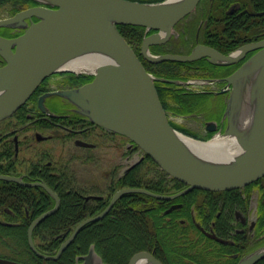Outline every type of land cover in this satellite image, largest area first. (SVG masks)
Wrapping results in <instances>:
<instances>
[{"label":"water","instance_id":"95a60500","mask_svg":"<svg viewBox=\"0 0 264 264\" xmlns=\"http://www.w3.org/2000/svg\"><path fill=\"white\" fill-rule=\"evenodd\" d=\"M35 1L42 4L0 19V27H14L17 21L24 22L33 16L39 18L17 37L0 35V56L6 62L0 67V122L13 115L47 76L75 71L67 67L72 59L90 52L97 53L101 60L86 68V72L94 75L90 82L56 93L73 103L79 113L93 123L128 137L163 171L187 186L172 195L140 187L119 189L102 213L80 222L55 255H46L36 248L33 229L58 210L59 196L44 183H26L18 176L0 174V180L27 186L41 185L55 199V206L34 219L28 230L29 246L38 256L47 260L57 259L87 223L103 218L125 194L143 193L170 200L193 188L229 190L264 176V39L247 43L227 55L206 44H197L189 54L155 55L151 53L150 46L167 42L175 25L192 12L200 0ZM120 24L145 27V33L154 30L143 38L141 46L142 55L152 63L165 60L191 62L205 57L213 64L229 65L247 52L259 49L226 78L232 85V91L224 113L228 118L224 135L232 137L233 143L235 141L232 154L217 156L216 159L207 153L202 154L196 144L211 140H197L171 125L154 81H175L154 76L144 68L118 31L117 25ZM43 99L40 103L42 109L53 115L44 106ZM249 109L253 116L247 129L241 123ZM208 129L215 130V123ZM79 144L85 145L83 142ZM210 236L222 243L228 242L214 234ZM89 256H92V251ZM262 258L264 247L244 256L238 264H255ZM0 263L23 264L3 258H0ZM145 263L163 264L147 251L136 253L129 261V264Z\"/></svg>","mask_w":264,"mask_h":264},{"label":"trees","instance_id":"16d2710c","mask_svg":"<svg viewBox=\"0 0 264 264\" xmlns=\"http://www.w3.org/2000/svg\"><path fill=\"white\" fill-rule=\"evenodd\" d=\"M2 1L4 0H0ZM210 1L211 6L206 15L209 20L208 27L202 30L200 36L202 42L227 54L241 43L239 40L242 39L240 36L244 33V28H252L250 33L252 37L264 28V14L257 15L264 11V0ZM237 4L236 11L228 13L231 7H236ZM117 28L138 53L144 36V27L118 25ZM195 29L194 27L193 32ZM181 45L186 48L188 43L183 41ZM178 47H180L178 43L169 42L154 45L151 50L154 53H181V48L177 49ZM189 51L188 49L185 53ZM141 60L147 71L168 79L204 76L214 67L205 60L194 62L166 60L158 63H150L143 58ZM155 86L162 107L178 114L193 112V108L198 106L196 103L199 104L207 97L206 93H187L185 92L187 89L171 82L156 81ZM17 116L21 122H25V115L21 109L16 113ZM172 125L190 133L184 127L174 123ZM0 130L5 131L4 127ZM3 131H0V174L21 175L20 160L15 146L8 141L10 135L3 134ZM39 166L45 169L44 174H48L45 175L47 176L45 182L60 198L57 212L45 218L33 233L37 248L46 254L55 253L64 238L70 235L80 221L105 209L111 195L119 188L142 187L155 192L171 193L182 187V183L170 177L147 156L144 161L111 180L106 189V192H109L108 197L88 201L85 200V196L92 192L79 183L75 170L71 169L69 163L57 169L39 159L30 164L29 174H37ZM247 186H255L261 190L260 209L264 224V177ZM238 198L240 196L235 200ZM155 200L154 197L143 193L125 194L104 218L86 225L62 256L58 260L50 261L49 264H74L79 255L87 253L90 249H93L105 264H128L135 253L153 249H156V256L164 258V254H168L170 259L179 264L237 263L238 258L229 256L236 251L230 245L218 243L210 249L201 250L200 232L195 224L190 221L187 226L182 225L175 218L166 223L162 217L163 208L155 204ZM54 206V197L40 186L28 187L13 181L0 180V257H9L25 264H44V260L29 247L28 227L32 220ZM163 236L168 237V241L157 240ZM165 261L167 264H173L166 259ZM255 264H264V258Z\"/></svg>","mask_w":264,"mask_h":264},{"label":"flooded vegetation","instance_id":"af4514ba","mask_svg":"<svg viewBox=\"0 0 264 264\" xmlns=\"http://www.w3.org/2000/svg\"><path fill=\"white\" fill-rule=\"evenodd\" d=\"M0 5H2L0 6V8L2 7L9 10L5 16L0 17V19H2L13 17L19 12L37 6L39 4L32 0H4L0 2ZM210 6V0H201L197 7L176 26L175 33L170 39V42L178 43L180 46L179 48H181L180 50L182 52H185L188 49L191 50L198 43H204L200 39V36L202 30L207 29L208 27L209 20L206 15ZM237 8L238 4L236 5V7L232 6L228 13H234L236 11L235 9ZM263 14L264 11L257 13V15L260 16ZM38 20L39 18L33 16L32 18L25 19L24 22L17 21L14 27H0V35L7 38L17 37L23 34L27 27H29L32 23L37 22ZM194 27L196 29L193 32ZM251 29L252 28L250 27L243 29L244 33H242V36H240L242 37V39L239 40L241 43L231 51H235L247 43L258 42L264 39V28H261V31L255 33L253 37L252 34L250 35ZM183 41L188 43V46L186 48L181 45ZM217 50L223 54H226L219 49ZM257 51L258 49L249 51L241 59L229 65H217L209 62L206 58L200 59L205 60L209 64L214 66L209 74L206 73V75L202 76L204 77V79H206V81L204 82L205 84H202L201 91L202 94L206 93L207 97L204 100L200 101L199 104L196 103V105L198 106L193 108L194 111L189 114L187 113L186 115H180L178 113H175L174 111L167 110V114L169 113V117L173 120V117L175 115H178L180 118H182V120H187L186 116L189 115L195 121L194 123L192 122L193 124L191 123L189 125L190 127L195 128H189L194 132H198L202 137L209 136L213 132L207 131L208 129L205 126V123L211 120H217L220 123L223 116L222 109L224 108L223 106L225 104L228 92L222 93L221 89H223L227 84V76L232 74ZM137 54L140 58H142L140 50ZM5 64V60L0 56V67L4 66ZM199 77L200 76H192L190 78H187L186 80L197 79ZM91 78L92 77L88 74L86 75L74 72H62L51 74L50 76L42 80V82L38 85L35 91L28 98V100L20 108L22 114L25 115V122H21L20 118L18 116L16 117L15 114L11 118H9L8 125L6 124V126H4L5 131L0 130L3 131V134L10 135L8 141L12 142V145L15 146V151L18 158L22 147L30 146L28 142L29 140H31V137L29 139V135L27 133L35 131L39 134H48V136L40 137H38V134H36L35 136L37 141H47L50 138H53L58 142H62L65 144L72 143L75 147L88 150V152H91L94 148H97L99 143L104 141L103 138H105L107 135H117L126 140L124 145L126 146V150H128L129 153L134 151L141 152V156L130 162V164L126 167V170H130L146 159L143 151L136 144L131 142L127 137L114 134L104 127L91 122L89 118L79 114V112L76 111V107L69 100L54 93L55 91L78 87L90 81ZM207 80H211L213 84L209 85L210 83H208ZM185 86L188 88V90L185 91L187 93H201V91H199V89H196L195 87L191 88V86ZM49 93L52 94L47 95ZM42 99L44 106L54 115H50L42 109L40 105ZM219 127H223V124L221 123ZM79 142H83L85 143V145H81L79 144ZM41 154L42 155L38 156L39 159L48 166L60 169L67 165L66 161L61 162V160L57 161L52 159L50 151H45ZM43 159H45V161ZM71 161L72 159H68L69 163H71ZM21 162L22 161H20L19 163ZM32 163L33 161H29V163L26 165V168L23 169L24 172H22L20 176H22V178L25 180L26 178L35 179L36 181L45 180V178H47V176L45 175L48 174H44L43 170L45 169L43 167H38V173L35 177L29 174L31 169V167L29 166ZM182 189H184V187H182ZM182 189L177 190L181 191ZM195 190L196 191H194L193 194L187 196L186 198H184V195L178 196L172 200H163L157 198L156 202L160 207L163 208L162 217L166 223L170 222V220H172L173 218L178 219V221L182 225L186 226L188 225V222H193L200 232L199 243L201 250L205 251L206 249H210L212 246H217L216 244L218 243L230 245L234 247L236 251L229 256L238 258L237 263L241 257L264 245V224L262 221L263 215L261 214L260 209L261 190L258 187L243 186L240 188L223 191H208L199 189ZM157 193L167 194L164 192ZM87 195H102L103 197H108L109 192H92ZM238 196H240V198L235 200V198ZM91 199H93V197L89 198L88 201H90ZM107 206L105 207V209L107 208ZM153 207L155 208L156 206L154 205ZM105 209H102V211H104ZM99 213L92 214L85 219L96 216ZM99 220H96L94 222H97ZM210 234L217 235L218 237L228 240V242L221 243L212 238ZM157 240L166 242L168 241V237H158ZM155 250L156 249H153V251H145L153 254L156 258L164 263H166L165 259L168 262H171L172 260L175 263V260L172 258L170 259L168 254H164V258L160 256L158 257V255L156 256ZM91 251L92 249H90L83 255H79L76 258L74 264H105L101 260V258L98 257L95 251L92 253V256H89ZM56 252L53 254H56ZM62 254L57 259H42L44 260V264H49L50 261L58 260L62 256Z\"/></svg>","mask_w":264,"mask_h":264},{"label":"rangeland","instance_id":"374dc122","mask_svg":"<svg viewBox=\"0 0 264 264\" xmlns=\"http://www.w3.org/2000/svg\"><path fill=\"white\" fill-rule=\"evenodd\" d=\"M145 1L149 2L150 0ZM8 11L6 8L1 7L0 17L5 16ZM177 49L180 48L178 47ZM173 118L176 124L188 128L192 122H195L192 118L182 120L177 115ZM7 122L0 124V129H3L6 124L8 125ZM190 128L194 129L195 127ZM27 134L29 135V139L31 137V140L28 142L30 146H25L21 149L19 160L22 162L19 163V169H25L29 161H39L38 156L42 155V152L50 151L52 159L54 160L66 161L68 164V159H72L71 163H69L71 169L75 170L74 172L79 179V183L84 185L90 192L106 193L107 190L105 189L110 183V180L113 177H118L130 162L141 156V152L134 151L129 153L124 145L126 140L117 135H105L106 137L103 138L104 141L100 142L97 148L88 152V150L75 147L72 143L65 144L53 138L47 141H37L35 136L36 134H38V137L48 136V134L40 133V135L35 131ZM43 160L45 161V159Z\"/></svg>","mask_w":264,"mask_h":264},{"label":"bare ground","instance_id":"6f19581e","mask_svg":"<svg viewBox=\"0 0 264 264\" xmlns=\"http://www.w3.org/2000/svg\"><path fill=\"white\" fill-rule=\"evenodd\" d=\"M155 2V1H154ZM101 55H99V54H97V53H92V52H90V53H87V54H85L84 56H82V57H79V58H76V59H72L68 64H67V67H69V68H74V69H77V70H79V69H86V68H88V67H92L93 65H95L96 64V62L97 61H99V60H101ZM198 80L199 81H201V82H204V77H202V76H200L199 78H198ZM171 83H173V82H171ZM179 87H181V88H185V89H187L188 90V88L186 87V86H184V85H179V84H177ZM192 87H195L196 89H199V91H201V87H202V84H197V83H195V84H193V86ZM158 93V92H157ZM201 93H202V91H201ZM160 100V99H159ZM22 107V106H21ZM20 107V108H21ZM224 107V106H223ZM222 107V108H223ZM20 108L13 114V115H15L19 110H20ZM225 112V107L222 109V114ZM12 115V116H13ZM252 110L251 109H249L248 110V112L246 113V115H245V118H244V122L243 123H241V126L242 127H245V128H250V125H251V121L250 120H252ZM190 141V140H189ZM191 142V141H190ZM232 141L229 139V138H227V137H220V136H216L213 140H211V141H209V142H207V143H197L196 145H197V147L199 148V152L200 153H202V154H205V153H207V155H209V157H212L213 159H216L215 157H217V156H219V157H222V156H225V155H230V154H232L233 153V147H235L236 146V144H235V141H234V143L232 142ZM235 144V145H234ZM234 145V146H233ZM237 150H238V148H237ZM234 152H236V150H234ZM21 171L22 172H24V170L23 169H21ZM34 177L37 175V174H33V173H31ZM6 175H9V174H6ZM16 176V175H15ZM18 177L19 178H21L23 181H25L26 183H44V184H46L50 189H52L51 187H50V185L48 184V183H46L45 182V180H35V179H31V178H26V180L25 179H23L22 178V176H20V175H18ZM262 177H264V176H262ZM261 177V178H262ZM13 182H15V181H13ZM16 183H18V182H16ZM250 184V183H249ZM27 186V185H26ZM29 186V185H28ZM42 187L43 189H45L48 193H49V191L46 189V188H44L43 186H41V185H34V186H30V187ZM122 188H125V187H122ZM122 188H119V189H122ZM238 188H240V187H238ZM53 190V189H52ZM151 191V190H150ZM194 191H196L195 190V188H193V189H190L189 191H187V192H185L184 193V198H186L187 196H189V195H191V194H193V192ZM153 192H155V191H153ZM157 193V192H156ZM50 194V193H49ZM131 194V193H130ZM124 196V195H123ZM122 196V197H123ZM91 197H93V199H91V201H93V200H97L98 198H103V196L102 195H97V197H96V195L95 196H90V195H86L85 196V199L86 200H88L89 198H91ZM121 197V198H122ZM156 200H157V198H155ZM156 200H155V204L157 203L156 202ZM56 203V202H55ZM60 207V206H59ZM59 209V208H58ZM57 212V211H56ZM40 216V215H39ZM36 219V218H35ZM32 222H33V220H32ZM31 222V223H32ZM92 222H94V221H92ZM31 223H30V225H31ZM89 223H91V222H89ZM89 223H87L86 225H88ZM40 224V223H39ZM38 224V225H39ZM30 225H29V227H30ZM38 225H36L35 227H34V229H33V233H34V230H35V228L38 226ZM85 225V226H86ZM84 226V227H85ZM29 227H28V230H29ZM68 239V237H66V238H64V241L62 242V243H64L66 240ZM29 241V240H28ZM33 241H34V243H35V240H34V237H33ZM73 242H71L68 246H67V248L72 244ZM29 244V243H28ZM66 248V249H67ZM31 249V248H30ZM65 249V250H66ZM32 250V249H31ZM143 251H145V250H143ZM34 252V251H33ZM35 253V252H34ZM57 253V252H56ZM36 254V253H35ZM37 255V254H36ZM51 255H55V254H51ZM38 256V255H37ZM40 257V256H39ZM42 258V257H41ZM51 260H53V259H51ZM173 264H176V263H178L177 261H175V263L173 262V261H171ZM163 264H167V263H164L163 262Z\"/></svg>","mask_w":264,"mask_h":264}]
</instances>
